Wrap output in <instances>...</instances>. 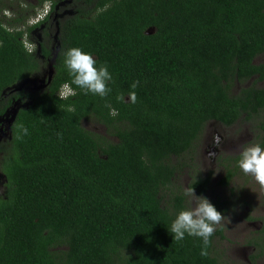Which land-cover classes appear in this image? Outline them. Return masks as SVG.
<instances>
[{"label": "trees", "instance_id": "16d2710c", "mask_svg": "<svg viewBox=\"0 0 264 264\" xmlns=\"http://www.w3.org/2000/svg\"><path fill=\"white\" fill-rule=\"evenodd\" d=\"M12 1L0 0V114L12 99L26 95L29 104L18 111L0 169V264H221L210 255L218 232L207 257L199 238L173 241L168 229L186 208L184 193L165 201L177 172L169 160L185 154L207 122L227 126L264 109V62H253L264 55V0H76L101 11L65 24L64 0H16L14 8ZM47 2L50 16L28 25ZM54 41L51 84L11 92L42 75ZM74 47L107 66V97L71 83L64 60ZM62 83L77 90L75 100L55 95ZM130 91L136 103L117 100ZM90 113L115 142L82 127ZM18 124L28 129L19 140ZM207 184L197 177L190 186L201 195Z\"/></svg>", "mask_w": 264, "mask_h": 264}, {"label": "flooded vegetation", "instance_id": "af4514ba", "mask_svg": "<svg viewBox=\"0 0 264 264\" xmlns=\"http://www.w3.org/2000/svg\"><path fill=\"white\" fill-rule=\"evenodd\" d=\"M35 2V1H34ZM61 9H60V15L59 18L63 20V23H68L71 20H74L76 17L91 19L95 18L97 16V10L101 11V9H97V7H91V6H79L78 2L76 0H64L61 2ZM60 5L56 6L53 13V19L52 22L55 24V32H57V23L56 18L58 17L57 10H59ZM10 14L8 11H4L3 15ZM6 16V15H5ZM43 27V26H41ZM42 28H40L41 30ZM154 33V30L146 31V35H151ZM56 37V35H55ZM56 40V39H54ZM56 44L53 43L51 46L50 55L55 58V56L58 53L59 43L57 41H54ZM37 47V46H36ZM36 50V48H35ZM68 50V49H67ZM40 52L39 48H37V54ZM95 60H97V57L93 54H91ZM53 58V59H54ZM256 58H260L259 60L263 59L264 62V55H260ZM254 64L258 65L260 62ZM52 58H47L46 60H43V63L45 62V69L43 70L42 75L40 76H34L32 80H34V83H37L40 80H47V70H48V63L49 61L52 62ZM54 65V62H53ZM54 76V73H53ZM52 76V78H53ZM52 78L50 82L46 85V87L40 91H34V92H42L44 91L52 82ZM253 79H250L252 81ZM249 82V81H248ZM262 84V82H260ZM26 85V84H25ZM24 87L21 85V82L17 84V86H21L22 90L17 91V93H29L30 91L25 90ZM16 86V87H17ZM27 86V85H26ZM247 87V86H246ZM259 86V88H261ZM66 89V90H65ZM65 90V97L68 100L69 98L71 100H75V97L77 95V90L73 89L72 86L69 83H62L59 88L56 90L55 95L59 94L60 91ZM240 89H238L239 91ZM235 93V92H234ZM237 93V92H236ZM58 97V96H57ZM26 101L21 102V99L18 98L17 100L12 99L11 103L12 105L7 108L3 114H0V169L1 164L4 162L5 157V148L6 144L10 142L11 140V128L15 121V118L18 114V111L22 108H25L29 102H27L28 98L24 97ZM59 98V97H58ZM60 99V98H59ZM68 110H73L72 106L67 107ZM93 119L97 121V117L93 115V113H90L89 118L83 119L81 121V125L84 129H86L83 126V123L87 120ZM243 122V126L246 130V134L248 133V128H246V123H250L252 125V129L254 131L253 135V141H251L247 146L251 145H260L262 147V144H264V130H262V127L264 128V109H260L257 111L255 115H252L251 117H247L245 114L241 115V117L234 123L230 125H223L217 121H209L207 122L203 127V132L201 134H205L203 143H202V151L204 157H207L210 159V163L216 165L218 162L219 169L221 170L220 173L223 174L221 177L220 182L223 179H227L226 184H220L219 186L225 189H228L231 193L233 191V187L235 186L234 183H238L241 180L244 182H241V185H245V181H247V187L249 184L253 183L256 184V197L257 199H241V200H227L224 204H219L217 201L211 202L213 205H218L216 209L221 212L225 217L229 213H233V210L237 212L238 219L237 222L233 227L229 228V231L233 238L240 239L243 242V239H246L249 237V241L246 242L245 246L239 247V248H231V253H238L242 257V260L244 261L243 264H262L261 262L264 261V197L263 193H261V190L259 188V185L256 183L255 179L251 175H245L242 170L238 166V161L240 159V152L242 151V146L240 144H237L238 141L233 140L232 137L235 134V127L237 125ZM211 129V132L209 129ZM87 130V129H86ZM200 134V135H201ZM199 135V136H200ZM198 136V137H199ZM249 136V135H248ZM197 140V139H196ZM193 144V143H192ZM237 146L240 148L238 149ZM246 146V147H247ZM263 148V147H262ZM177 173V172H176ZM175 173V174H176ZM175 176V175H174ZM247 177V178H245ZM174 178V177H173ZM244 178V179H242ZM207 179V178H204ZM249 180V181H248ZM254 181V182H252ZM209 180L207 184V190L209 189ZM5 187H6V180L4 175L0 171V197H2L5 193ZM4 190V191H3ZM205 191V193H206ZM195 195H199L194 191ZM204 193V194H205ZM204 194H201L199 196H202ZM242 202V203H241ZM239 203H241L245 207V211L247 213H250V216L252 217H246L242 211H240ZM234 213L232 214V218L234 217ZM256 222V223H255ZM255 223V224H254ZM258 224V225H257ZM251 226H254V230L249 231V228ZM217 235L214 236V240L225 239V236L223 235L225 232L224 226H216ZM213 240V243H214ZM246 251L248 254H246ZM212 257L216 258L217 261L221 264H226L225 262H220L217 256L214 254V245L211 249Z\"/></svg>", "mask_w": 264, "mask_h": 264}, {"label": "clouds", "instance_id": "9594fccd", "mask_svg": "<svg viewBox=\"0 0 264 264\" xmlns=\"http://www.w3.org/2000/svg\"><path fill=\"white\" fill-rule=\"evenodd\" d=\"M49 5L50 10L46 18L50 16L51 12V3ZM32 44L35 51L36 45ZM64 63L72 77L71 83L82 89L84 94L91 93L105 98L111 92V88L108 86V82L113 80L111 73L106 65L97 68V62L91 54L83 52L80 48H70L65 53ZM138 84V81L133 82L131 89L137 88ZM65 90L57 94L61 100L66 99ZM117 100L134 104L137 101V96L135 91H130L127 101L123 94L118 95ZM117 114L115 110L111 112L113 116ZM16 129V139L19 140L28 135V129L22 124L16 125ZM238 166L245 175H251L260 190L264 191V148L258 144L244 147L240 152ZM184 195L190 198L192 206L178 213L168 231L172 234L175 242L184 240L186 235L199 238L202 241L200 255L207 257L208 248L211 246V237L216 231V226L222 225L225 216L206 197L196 196L193 186L185 187Z\"/></svg>", "mask_w": 264, "mask_h": 264}, {"label": "rangeland", "instance_id": "374dc122", "mask_svg": "<svg viewBox=\"0 0 264 264\" xmlns=\"http://www.w3.org/2000/svg\"><path fill=\"white\" fill-rule=\"evenodd\" d=\"M21 2H29L32 4H35V0H17ZM16 0L12 1L13 8L17 4ZM7 6H9V3H6ZM9 12V11H8ZM6 17H10V14H6ZM27 43H29L27 41ZM260 58H256L255 63H262V60H259ZM253 84V80L245 83H238L233 86V92H238V89H241L242 87L250 86ZM262 84L257 83L256 86H261ZM241 125H243V122H240L237 127H235L234 131L235 134L232 137L233 140H237L238 143L242 146V148L246 147L251 141H253V135L254 131L252 129V125L250 123H246V128H248V133L246 134L245 128ZM83 126L93 132L94 134L103 137L106 142H115L116 139L113 135H110V130H106L102 125L98 124L97 121L90 119L83 123ZM211 129L209 131L211 132ZM203 132V131H202ZM249 135V136H248ZM205 134H201L197 140L193 142L190 149L183 154L181 157L178 158H171L169 160V163L174 166V168L177 170V173L175 174L173 180H172V187L171 191L166 197L165 201H170V195L171 194H181L184 193V189L187 186H190L192 181L197 178H207L209 180V189L206 191L203 197H206L209 202L217 201L219 204H224L227 200H241V199H254L256 200V184H249L248 187L247 181H245V185H241L240 181L238 183H234L235 186L233 187V191L230 193L228 189L222 188L219 186V182L221 180V177L223 174L220 173L219 169V163L217 162L216 165L210 163V159L207 157H204L203 151H202V143L204 139ZM238 149H240L237 146ZM247 178V177H245ZM244 179V178H242ZM249 181V180H248ZM254 182V181H252ZM4 191V190H3ZM263 193L264 197V191H261ZM199 196V195H196ZM184 205L186 210L189 209L191 205V200L189 197L185 196ZM242 203V202H241ZM239 203L240 211L244 213L246 217L250 216V213H247L245 211V207ZM235 214L232 218V214ZM233 213H229L224 220L222 221V225L225 228L224 236L225 239L220 240L216 239L214 240V254L218 257L220 262H225L226 264H243L242 257L238 255V253H231V248H239L242 246H245L246 242L249 241V237L246 239H243V242L240 239H235L232 237L229 228L233 227L238 219V214L236 211L233 210ZM252 217V215L250 216ZM256 223V222H255ZM254 223V224H255ZM258 225V224H257ZM254 226H251L249 228V231L254 230ZM246 254L248 252L246 251ZM264 264V261L261 262Z\"/></svg>", "mask_w": 264, "mask_h": 264}, {"label": "water", "instance_id": "95a60500", "mask_svg": "<svg viewBox=\"0 0 264 264\" xmlns=\"http://www.w3.org/2000/svg\"><path fill=\"white\" fill-rule=\"evenodd\" d=\"M39 54V53H38ZM54 58V57H53ZM51 59V61H49L48 63V70H47V80L45 82V80H40L38 81L37 83H34V80H32V78H28V79H25L21 82V85L24 87L25 85V90L26 91H30V92H34V91H40L42 89H44L46 87V85L50 82L52 76H53V73H54V70H53V62L55 60L54 59ZM22 90V87L21 86H15L12 88L11 92H17V91H21Z\"/></svg>", "mask_w": 264, "mask_h": 264}, {"label": "built area", "instance_id": "2783aa9c", "mask_svg": "<svg viewBox=\"0 0 264 264\" xmlns=\"http://www.w3.org/2000/svg\"><path fill=\"white\" fill-rule=\"evenodd\" d=\"M49 10H50L49 3H45L43 5V7L39 8L36 11L35 15L28 20V22H27L28 25H30V26L36 25V24L40 23L41 21H43L46 18V16L48 15ZM23 44H24V47L28 53H32L34 51V45L30 42L27 43L26 37H24V39H23Z\"/></svg>", "mask_w": 264, "mask_h": 264}]
</instances>
